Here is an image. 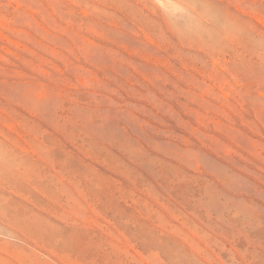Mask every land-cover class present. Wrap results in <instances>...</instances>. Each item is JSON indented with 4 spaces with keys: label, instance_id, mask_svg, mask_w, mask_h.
Here are the masks:
<instances>
[{
    "label": "rangeland",
    "instance_id": "rangeland-1",
    "mask_svg": "<svg viewBox=\"0 0 264 264\" xmlns=\"http://www.w3.org/2000/svg\"><path fill=\"white\" fill-rule=\"evenodd\" d=\"M0 264H264V0H0Z\"/></svg>",
    "mask_w": 264,
    "mask_h": 264
},
{
    "label": "bare ground",
    "instance_id": "bare-ground-1",
    "mask_svg": "<svg viewBox=\"0 0 264 264\" xmlns=\"http://www.w3.org/2000/svg\"><path fill=\"white\" fill-rule=\"evenodd\" d=\"M161 2V1H160ZM164 4H166L165 2H164Z\"/></svg>",
    "mask_w": 264,
    "mask_h": 264
}]
</instances>
